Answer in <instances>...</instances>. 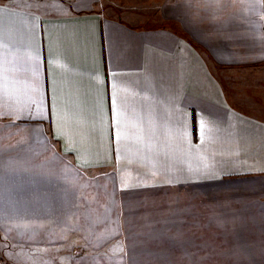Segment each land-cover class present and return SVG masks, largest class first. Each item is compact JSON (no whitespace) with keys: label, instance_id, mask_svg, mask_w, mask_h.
<instances>
[{"label":"crops","instance_id":"crops-1","mask_svg":"<svg viewBox=\"0 0 264 264\" xmlns=\"http://www.w3.org/2000/svg\"><path fill=\"white\" fill-rule=\"evenodd\" d=\"M106 2L0 0V264H264V0Z\"/></svg>","mask_w":264,"mask_h":264},{"label":"rangeland","instance_id":"rangeland-1","mask_svg":"<svg viewBox=\"0 0 264 264\" xmlns=\"http://www.w3.org/2000/svg\"><path fill=\"white\" fill-rule=\"evenodd\" d=\"M107 7L110 6L112 9H121L125 15V17L128 16H134V17H144V20L147 22H151V18L155 16L156 12V0H107L106 2ZM127 14V15H126ZM213 188H218L216 185L213 186ZM139 206L138 203H133L132 208H140V207H135ZM198 206V215L196 217L197 225H202V226H216L219 227L222 225L223 219L221 217H214V218H204L203 217V210H204V204L202 203H197ZM188 219L185 220L187 222ZM183 224V222H182ZM200 230V229H199ZM227 234H206V233H198L197 234V241H196V248H197V257L198 261L204 262V257L205 255V250L206 248H209L211 246H214V252H213V258L214 261H221L226 259H223L226 257L227 251H222L220 250L222 246L225 245L227 242ZM224 241H221V238ZM250 237V236H249ZM226 239V242H225ZM224 243V244H222ZM194 245V244H193ZM194 251V249L192 250ZM195 252V251H194ZM223 257V258H219ZM207 257H209L207 255ZM232 257L236 258L235 254H232ZM219 258V259H218Z\"/></svg>","mask_w":264,"mask_h":264}]
</instances>
